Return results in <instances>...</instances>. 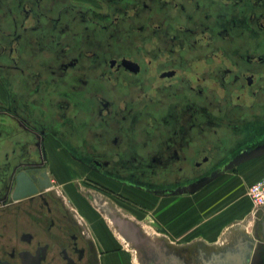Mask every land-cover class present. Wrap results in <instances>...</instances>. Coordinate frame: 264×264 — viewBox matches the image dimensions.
Wrapping results in <instances>:
<instances>
[{
	"label": "flooded vegetation",
	"instance_id": "flooded-vegetation-1",
	"mask_svg": "<svg viewBox=\"0 0 264 264\" xmlns=\"http://www.w3.org/2000/svg\"><path fill=\"white\" fill-rule=\"evenodd\" d=\"M98 1L0 0V264H264L260 211L177 243L127 206L264 150V0Z\"/></svg>",
	"mask_w": 264,
	"mask_h": 264
},
{
	"label": "rangeland",
	"instance_id": "rangeland-1",
	"mask_svg": "<svg viewBox=\"0 0 264 264\" xmlns=\"http://www.w3.org/2000/svg\"><path fill=\"white\" fill-rule=\"evenodd\" d=\"M75 1L102 7L98 0ZM193 66L195 73L190 75L195 79V75H200L207 65L199 61ZM248 154L241 162L232 164L231 161L224 168L214 171L212 177L192 184L188 192L180 190V193L186 192V196L160 198L150 194L134 198L132 203H127L132 218L152 240L158 237L167 242L184 243L192 242L194 236L204 235L219 239L235 227L240 233L251 236L254 230L259 231V227L253 229L258 219L256 214H251L252 205L247 201L245 191L247 185L264 172V153ZM83 189L84 186H78V191L69 190L74 203L84 211L88 209V204L93 209L97 208L95 196L83 195ZM134 261L139 263L137 255H134Z\"/></svg>",
	"mask_w": 264,
	"mask_h": 264
},
{
	"label": "built area",
	"instance_id": "built-area-1",
	"mask_svg": "<svg viewBox=\"0 0 264 264\" xmlns=\"http://www.w3.org/2000/svg\"><path fill=\"white\" fill-rule=\"evenodd\" d=\"M245 195L252 205L251 214H257L264 205V174L247 185Z\"/></svg>",
	"mask_w": 264,
	"mask_h": 264
},
{
	"label": "crops",
	"instance_id": "crops-1",
	"mask_svg": "<svg viewBox=\"0 0 264 264\" xmlns=\"http://www.w3.org/2000/svg\"><path fill=\"white\" fill-rule=\"evenodd\" d=\"M258 153H264V150L263 151H260V152H258ZM241 162V161H240ZM264 169V168H263ZM264 174V172L263 173H261V174H259V175H257L255 178L256 179H258L260 176H262ZM256 179H254L253 181H255ZM253 181H251V182H253ZM172 198H174V197H172ZM247 201H249V200H247ZM218 239V237L216 238V237H210V238H208L207 236H205L204 235V237L203 236H194L193 238H192V241H201V242H203V243H212V242H214V241H216Z\"/></svg>",
	"mask_w": 264,
	"mask_h": 264
},
{
	"label": "water",
	"instance_id": "water-1",
	"mask_svg": "<svg viewBox=\"0 0 264 264\" xmlns=\"http://www.w3.org/2000/svg\"><path fill=\"white\" fill-rule=\"evenodd\" d=\"M258 152L260 151H257V152H253L254 154H257ZM249 155V154H247ZM245 155H241L239 156L238 158H236L233 162H231L232 164L234 163H237L241 160H243L245 157ZM260 221H259V226H260V230H261V233H262V236L264 237V205L262 206L261 210H260Z\"/></svg>",
	"mask_w": 264,
	"mask_h": 264
}]
</instances>
